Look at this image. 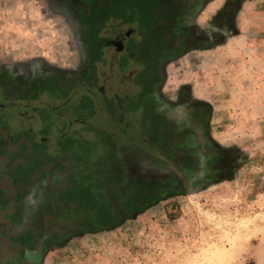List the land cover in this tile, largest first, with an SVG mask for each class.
I'll use <instances>...</instances> for the list:
<instances>
[{
	"label": "rangeland",
	"instance_id": "1",
	"mask_svg": "<svg viewBox=\"0 0 264 264\" xmlns=\"http://www.w3.org/2000/svg\"><path fill=\"white\" fill-rule=\"evenodd\" d=\"M130 29L160 83L122 113L121 56L95 79L86 48ZM63 108L65 154L38 113ZM21 155L43 168L23 197ZM245 261L264 264V0H0V264Z\"/></svg>",
	"mask_w": 264,
	"mask_h": 264
},
{
	"label": "crops",
	"instance_id": "2",
	"mask_svg": "<svg viewBox=\"0 0 264 264\" xmlns=\"http://www.w3.org/2000/svg\"><path fill=\"white\" fill-rule=\"evenodd\" d=\"M88 1H90V0H88ZM103 1H104V3H106L107 0H103ZM106 6L107 7L109 6V8L111 7V5H106ZM102 33L103 32H101V31H99V32H96L95 31L93 34L95 36H97V37L99 36L98 40L96 38L95 41L90 42L89 46H87L88 48H86V49H89V53L91 55V58L88 61V65H89V68L92 69V70H95V66H96V69H97V63L99 61H101V62L103 61V65L107 66L106 65L107 64V61H108V59L111 56L112 57H113V55L121 56V55L124 54V48H125V45L124 44H122L121 49H119L116 53H114V51H115L114 50V43L113 42L111 43V41H113V39L111 38V39H109V41H107L103 37H100L102 35ZM96 48L98 49V52L97 53H95ZM140 49H141V47H140ZM94 54H97V56L95 57ZM122 62H123L121 64L122 69H123L122 72L125 75H127L129 78H133L129 82L130 84L135 83L136 85H139V83H141L143 80H149L151 78V76H153V74H151V69H150L152 67V64L153 63L152 62H150V63L149 62L148 63L146 62L145 65H144V61H142L141 50L139 51V54H137V56H136V58L134 60L133 59L129 60L128 58L122 57ZM139 63H141V64H139ZM142 64L144 65L143 68H141L142 67ZM42 66L44 67V64ZM135 66H138L139 68H136ZM98 74H99V71L97 69L93 73L92 77L95 78ZM58 76L59 75H57L55 77V75H53L52 77L55 80L56 79L59 80L61 77L62 78H66L65 75H61L59 77ZM40 79H41V81L44 84L46 81H48L49 78L47 77V75H42L40 77ZM37 80H39V79H37ZM39 82L37 81L36 83H39ZM92 82H94V80ZM159 83H160V81L157 80L156 84H154V87H152L151 90L156 89V86L159 85ZM131 89H133V86L129 87L128 90H131ZM123 91H124V88H123ZM67 110H70V107ZM38 113L41 116H43V120H44V118L47 119V121L43 122V128L42 129H47V132H49L51 130H54V132L56 131L58 133H60L62 131L64 132V130H65V132H67V136L65 138H63V139H60L59 141L58 140L56 141V138L53 139V137H51V138L50 137H46L47 139L46 138H43V142L42 143L47 145L48 142L46 143V142H44V140H47V141L49 140L53 146L56 145V149H57L56 152L60 151L59 153H61V154H65L66 150H70V151L74 150L75 143H73V141L75 140V138L77 137V135L75 133H73V132H75V129H74V131L71 130L72 132L69 130L74 125L71 124L69 126V128L68 127H63V128L58 127L59 124L62 125L63 122H65L64 121L66 119V111H65V108L61 109V111L56 112V113L55 112H52V111H49V110H46V109H41L40 112H38ZM14 115H15V113H14ZM23 118L24 117H22L21 119H23ZM60 120H63V122L60 123ZM28 126L29 125L25 124V127L22 128L23 130L21 129L22 132H24V133L26 132L25 134H28V132L31 134L33 132V129L31 127H28ZM18 132H21V131L18 130ZM40 141H42V139H40ZM17 143H19V141H17ZM66 143H71L70 148H67V146H65ZM38 152H42V149H41V151H38ZM23 158L25 159V161H22V162L25 163L26 160H27V158L26 157H23V156H22V158H18L17 157V161L20 160V159H23ZM28 163L29 164L27 166H30V167L29 168H27V166L25 167V168H27V172H26L27 174H24L22 176L20 175V171L25 170L24 168H22V169L19 168L17 170L15 169V171H17V177L15 178V185L14 186L17 189V196L23 197L24 195L29 194L28 192L26 193V192H23V190H20L22 188L20 185H23V182H22L23 176L26 179V180L24 179V181H25V185L24 186L29 185L35 179V177H36L35 176V173H36L35 170H37V169L34 170V168H32L33 165H36L35 166L36 168L43 170L42 166H41V168H39V166H38L39 164L41 165V162H39V161H34L32 159V160L28 161Z\"/></svg>",
	"mask_w": 264,
	"mask_h": 264
},
{
	"label": "flooded vegetation",
	"instance_id": "3",
	"mask_svg": "<svg viewBox=\"0 0 264 264\" xmlns=\"http://www.w3.org/2000/svg\"><path fill=\"white\" fill-rule=\"evenodd\" d=\"M147 37H146V35L143 33V30H141V32L138 34V41H137V39L135 38V37H133V30L132 29H130V30H128V32L126 33V35H125V41H127V42H125V43H122V44H124L125 45V48H124V56L123 55H121V58H120V60L118 61V63L116 64V72L118 73V79L120 80V87H121V93H123V97L126 99L125 101H119V99H122V98H119V97H121L120 95L118 96V95H116V98L115 97H112L110 100H109V102L110 103H113L114 101H118V104H120L121 105V112L122 113H126L125 112V110H124V108L128 111V112H131L130 110H129V108H132V107H129V105H130V103H131V106H132V104H137L138 102H137V98H139V101H140V99H142V98H144V96L147 94V93H149V91L152 89V87H154V84H156V82H157V80H158V75H156V74H154V71H153V65L155 64V58H156V56H157V54L159 53V51H160V46H159V49H157L156 50V47H153V44H150L149 43V41H147V39H146ZM149 39V38H148ZM114 43V50L117 52L119 49H121V47H122V44H120V43H117V41H114V39H113V41H111V43ZM148 42V43H147ZM141 47V49H140V47ZM141 50V54H142V61H144V65H145V63L147 62H152L153 64H152V67L150 68L151 69V74H153V76H151V78L149 79V80H143L141 83H139V85H136L135 83H133V84H130L129 82L131 81V79H133V78H129L127 75H125L122 71H123V69H122V66H121V64L123 63L122 62V57H124V58H128L129 60H131V59H135L136 58V56H137V54H139V51ZM120 55V54H119ZM95 64V63H94ZM99 64H103V61L101 62V61H99L98 63H97V66L99 65ZM139 64H141V63H139ZM143 64H142V67L141 68H143V66H144ZM96 67V66H95ZM136 68H139L138 66H135ZM111 69H112V66H111ZM95 70H97L96 68H95ZM95 70H94V72H95ZM114 71V68H113V70H112V72ZM137 72V71H136ZM97 77H98V75L95 77L96 79H97ZM114 79V78H113ZM112 79V80H113ZM105 81H107V83H108V79L107 78H105ZM131 86H133V87H135V88H138L139 87V92L137 93V94H134L133 95V93H130L131 91L130 90H128L129 89V87H131ZM123 88H124V91H123ZM112 89V88H111ZM98 95H100V96H103L104 95V90L103 89H101V90H99L98 91ZM141 96H143L142 98H141ZM124 103L125 104H127V106L128 107H125L124 106Z\"/></svg>",
	"mask_w": 264,
	"mask_h": 264
},
{
	"label": "built area",
	"instance_id": "4",
	"mask_svg": "<svg viewBox=\"0 0 264 264\" xmlns=\"http://www.w3.org/2000/svg\"><path fill=\"white\" fill-rule=\"evenodd\" d=\"M239 264H255V263L250 262V261H245V262H243V263H239Z\"/></svg>",
	"mask_w": 264,
	"mask_h": 264
}]
</instances>
